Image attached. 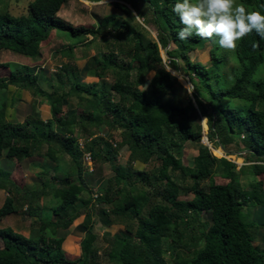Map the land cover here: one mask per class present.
Here are the masks:
<instances>
[{"label": "trees", "instance_id": "16d2710c", "mask_svg": "<svg viewBox=\"0 0 264 264\" xmlns=\"http://www.w3.org/2000/svg\"><path fill=\"white\" fill-rule=\"evenodd\" d=\"M237 1L264 12V0ZM66 2L32 0L25 13L14 14L0 0V46L39 57L40 44L60 31L76 38L75 44L100 40L107 48L91 55L83 67L62 61L52 77L28 65L0 76V89L10 84L29 89L51 108L47 120L36 111L22 123L3 122L0 156L47 157L57 169L54 174L40 171L37 189L19 187L0 169V188L9 192L0 217L24 207L36 217L31 235L0 226V264H103L95 244L97 215L106 226H123L112 234L106 250L115 264H169L167 252L174 264H264V248L254 241L260 236L264 242V73L255 78L264 63V39L253 32L235 52L221 48L216 36L180 40L183 25L172 11L177 0H115L113 6L125 16L113 13L96 26H77L60 16ZM139 6L157 28L158 38L149 44L132 9ZM207 42L215 70L191 56ZM162 49L168 64L189 77L191 94L177 93L178 78L163 62ZM72 50L69 45L60 52L74 58ZM0 66L10 67L8 62ZM152 71L159 75L158 84L149 87ZM86 76L98 81H85ZM202 117H207L208 139L249 166L239 168L205 145L196 166L185 164L186 144L201 143ZM116 132L120 139L114 142ZM81 136L86 137L84 144ZM123 148L129 151L127 164L117 162ZM85 152L96 167L108 164L112 172L96 192L85 176ZM213 163L226 182L215 180ZM189 192L192 198H180ZM39 197L43 205H34ZM81 213L86 214L82 251L71 259L63 255L62 242ZM196 221L201 229L193 234ZM49 227L54 235L47 234Z\"/></svg>", "mask_w": 264, "mask_h": 264}, {"label": "rangeland", "instance_id": "374dc122", "mask_svg": "<svg viewBox=\"0 0 264 264\" xmlns=\"http://www.w3.org/2000/svg\"><path fill=\"white\" fill-rule=\"evenodd\" d=\"M6 1V0H4ZM8 1V7L9 9L14 13V14H22L25 13L27 10V6L30 1L32 0H7ZM115 0H67L65 4H63L62 8L59 11V15L62 16L64 19L70 21L74 25L81 26H96L99 22L106 23L110 18L113 13L115 14H122L118 8L114 7L112 2ZM238 3V1L236 0ZM133 12L137 16V23H140L145 27V30H142V35L144 38V41L146 44H149L158 38V33H157V28L155 24L148 23L145 19L150 17V14L146 13L143 14L142 11H140V6L138 7H133ZM125 16V14L123 15ZM63 34H58L56 37H53V44L51 45H45L43 46L44 51H46V58L42 60L41 64L43 68L47 71V75L51 76L54 75L56 71H59L61 66L58 64V61L64 60L66 62H77V64L80 67H83V65L88 61L91 55L95 54L99 49L102 50H107L106 44L104 42H101L100 40L93 42L89 46L85 44V41H80L76 43V38L71 37L67 32H62ZM92 36H89L88 39H91ZM112 41V39H110ZM69 45H73V54L74 58H70L69 56L63 54L61 49L64 47H68ZM211 47V43L207 42L203 47L197 48L195 51L191 53L192 59L194 61H202L204 63H207L208 66L211 67L212 70H215L216 67L211 64L210 62V55H209V49ZM40 49L41 46H40ZM41 51V50H40ZM51 51L52 54L49 55L47 52ZM163 53V62L166 64L167 68L171 70L173 75H175L178 78L179 84L177 86V93L182 94L183 96H186L187 93L191 94L192 91V83L189 80V77L176 71L173 67H171L168 63V57L166 54L165 49H162ZM40 55L43 54V52L39 53ZM0 57L6 59L10 58V55L8 53H5L3 56L0 55ZM51 57V58H50ZM12 58V57H11ZM39 58V57H38ZM20 59L19 61H23V58H17ZM231 66L233 65L232 63L230 64ZM18 65H14L12 68L17 67ZM264 73V63L261 64L255 74V78H258ZM158 73L155 71H152L148 74V86L149 87H154L158 84ZM85 81H98L97 77H85ZM107 82L110 85L112 82V78L108 77ZM5 101V97L2 99V103ZM202 124L204 128V133L203 137L201 140V145L198 143H193L189 142L186 144L184 147V154H183V160L185 164L190 165V166H196L197 163V157L201 155V149L202 146H208L210 151L212 152L213 155L221 157V156H227L229 159H232L238 163L239 168H244L249 166V163L246 162L243 157L231 153V154H225V151L222 147L220 146H215L214 143H212L208 139V123H207V117H202ZM97 130V135L102 136V133L98 131L97 128H94ZM115 139L113 140L114 142L116 140H119V135L118 132L115 134ZM86 140V137L81 136L80 137V142L81 144H84ZM234 145H231L230 147H233ZM129 158V151L126 148H123L120 152V155L118 156L117 162L122 163V164H127ZM4 159V160H3ZM2 161V162H1ZM83 161L85 164L86 168V179L87 182L90 184L91 187H93V191L96 192L97 189V182L96 178H99L100 176L106 177L112 174L110 170V165L106 164L103 166V168L96 167L95 165L87 162L85 153L83 156ZM12 165L13 162L12 160H9L7 158L2 157L0 160V169L2 168L3 165ZM95 166V167H94ZM138 166H143L141 164H138ZM15 171L13 172V175H15V179L20 185H24L26 187H32L36 185V182L38 181V178L36 176V171H27L23 167L18 166L15 167ZM146 169H150V166L148 167L147 165L145 166ZM211 171L213 174H216L215 172V164L213 163L210 167ZM243 172H248L247 170ZM260 178L264 180V175H260ZM215 180L217 182H226L227 179L221 177L219 174H216ZM209 180H206L205 183H208ZM245 182V180H244ZM191 183V180L188 179V183ZM135 192L137 193L138 191L134 189ZM7 196V192L5 188H0V206L4 203L5 198ZM193 197V193L189 192L186 195H181L180 198L182 199H190ZM46 214H50L51 210H45ZM34 216L28 214L27 210H21L17 213H12L8 214L6 216L0 217V226H10L14 230L18 232H22L26 235L29 234L30 228L32 227V223L34 221ZM96 224H95V232L97 233V240L95 242L96 246L100 249L99 251V261L102 262L103 264H115L113 262H110L108 260V256L106 255V250H108L111 247V239H112V234L116 233L122 226V224L119 223H114L111 226L107 227L101 217L97 215L96 217ZM38 225V223H37ZM194 232H191L193 234H197L200 232L201 225L199 222H194ZM106 231H109L111 234H107ZM254 241L259 244L261 247L264 248V242L260 239V236H257L254 238ZM1 243V240H0ZM179 247H182L180 244H178ZM183 254L182 256L185 257L186 255V248L182 247L180 250ZM68 258L74 259L77 256L76 255H68L67 253H63ZM165 257L168 259L169 264H174V260H171V255L169 252L165 254Z\"/></svg>", "mask_w": 264, "mask_h": 264}, {"label": "crops", "instance_id": "0c3cea01", "mask_svg": "<svg viewBox=\"0 0 264 264\" xmlns=\"http://www.w3.org/2000/svg\"><path fill=\"white\" fill-rule=\"evenodd\" d=\"M6 2L8 3L7 0ZM60 33L63 34L60 31H55L49 40H47L46 42H42L40 44L42 48L40 49L41 50L40 52L41 53L43 52V54L40 55L39 58L16 51L15 49H12L10 47L0 46V55L3 56L5 53H8L10 55V58H6V59H4L3 57L2 58L0 57V63L8 62L10 65V67L0 66V76H3V77L9 76L10 68H12L14 65H18L17 67L28 65V66H37L39 68L38 70L40 74H42L44 77H52L53 75L48 76L47 75L48 73L45 70V68H43V66L40 65L42 60L46 58V51H44L43 46L44 44L45 45L53 44V41H54L53 37L54 36L56 37ZM47 53L49 55L52 54L51 51ZM17 58H23L22 59L23 61H19L20 59H17ZM62 61L64 60L58 61V64L61 65ZM87 77H92V76H87ZM3 97H5V101L2 103ZM65 110L67 109L65 108ZM36 111L39 112L41 117L45 120L51 117V108H50V104L48 103V101L39 95H34L29 89L22 88L16 85H11V84L3 89H0V126L3 122L22 123L25 121V119L30 114ZM2 157L12 160L13 164L4 165L3 163L4 166H2L1 170L4 173H6L8 177L13 182H15L19 187L37 189L40 187V177H39L40 171H42L43 169H48L51 174H54L55 172H57L56 164L50 158H47V157L36 156L34 158L18 160L16 158L12 159V158L6 157L5 155H1L0 160L2 159ZM18 166L23 167L27 171H33V172L36 171L35 173L38 178V181L36 182L35 186L26 187L24 185H20L17 182V180L15 179V175H13V172L15 171V169H17L15 167H18ZM86 172L87 171H85V176H86ZM100 177H99L100 179L96 178L97 186L100 184L102 180L105 179V177H102V176ZM5 190L7 194H9L6 188ZM34 205H43L42 198L41 197L37 198L34 201ZM25 209L27 210L26 207H24L21 210H25ZM85 217H86V214L81 213L78 217L75 218V220L69 226L68 231H65L64 233L65 236L62 242L63 253H67L70 256L72 255L79 256L81 254V251H82L81 240L83 236L85 235V231L81 229V224L85 221ZM34 219H36V217ZM32 227H33V223H32ZM32 227L30 228L28 235H31V233L33 232ZM47 230H48L47 231L48 235H54L55 232L54 230L51 229V227H49Z\"/></svg>", "mask_w": 264, "mask_h": 264}, {"label": "clouds", "instance_id": "9594fccd", "mask_svg": "<svg viewBox=\"0 0 264 264\" xmlns=\"http://www.w3.org/2000/svg\"><path fill=\"white\" fill-rule=\"evenodd\" d=\"M172 11L183 25L177 33L180 40L216 36L221 48L235 52L253 32L264 39V12L249 10L236 0H177Z\"/></svg>", "mask_w": 264, "mask_h": 264}, {"label": "built area", "instance_id": "2783aa9c", "mask_svg": "<svg viewBox=\"0 0 264 264\" xmlns=\"http://www.w3.org/2000/svg\"><path fill=\"white\" fill-rule=\"evenodd\" d=\"M226 156V155H225ZM85 157H86V160L87 162L91 163L94 165V161H93V158H92V155L90 152H85ZM227 157V156H226ZM234 161V160H233ZM236 162V161H235ZM237 163V162H236Z\"/></svg>", "mask_w": 264, "mask_h": 264}]
</instances>
